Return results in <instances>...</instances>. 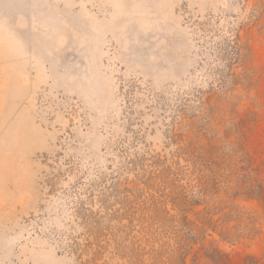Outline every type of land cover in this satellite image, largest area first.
Instances as JSON below:
<instances>
[{"label":"rangeland","instance_id":"obj_1","mask_svg":"<svg viewBox=\"0 0 264 264\" xmlns=\"http://www.w3.org/2000/svg\"><path fill=\"white\" fill-rule=\"evenodd\" d=\"M0 264H264V0H0Z\"/></svg>","mask_w":264,"mask_h":264}]
</instances>
